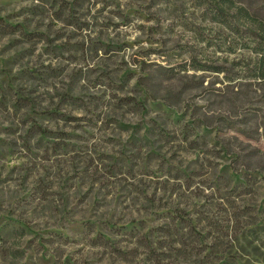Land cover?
Listing matches in <instances>:
<instances>
[{
	"label": "rangeland",
	"instance_id": "1",
	"mask_svg": "<svg viewBox=\"0 0 264 264\" xmlns=\"http://www.w3.org/2000/svg\"><path fill=\"white\" fill-rule=\"evenodd\" d=\"M0 16L32 32L0 34V264H264V85L206 3Z\"/></svg>",
	"mask_w": 264,
	"mask_h": 264
},
{
	"label": "trees",
	"instance_id": "2",
	"mask_svg": "<svg viewBox=\"0 0 264 264\" xmlns=\"http://www.w3.org/2000/svg\"><path fill=\"white\" fill-rule=\"evenodd\" d=\"M202 1L206 3L207 7H209L211 20L221 23L231 34L237 35L241 40L240 47L247 49V51L253 55V60L250 63L251 65L246 64L245 66L248 71V77L259 80V82L264 85V12L260 9H254L243 4L242 0ZM57 13L61 14V10L58 9ZM15 32L20 33L22 36L32 33L28 32L22 24L18 22H9L0 16V34H13ZM231 49H233V47ZM189 64L197 70L222 71L218 66H210L198 62L195 59H192ZM183 127L187 137L190 135L193 126L191 123H186ZM193 142H195L196 145H199L197 138L190 140L189 143L191 144ZM261 231H263V223L249 228V233L256 239L259 238L257 235H259ZM210 252H212V255L221 253L214 248H212L211 251L209 250V253ZM219 260L218 264H241L237 261V258L232 257L229 253L220 257Z\"/></svg>",
	"mask_w": 264,
	"mask_h": 264
}]
</instances>
